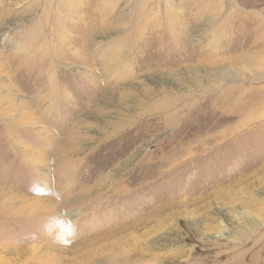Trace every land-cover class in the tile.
I'll return each mask as SVG.
<instances>
[{"label": "rangeland", "instance_id": "obj_1", "mask_svg": "<svg viewBox=\"0 0 264 264\" xmlns=\"http://www.w3.org/2000/svg\"><path fill=\"white\" fill-rule=\"evenodd\" d=\"M154 3L175 34L145 25L109 69L132 3L0 0V264H264V0ZM45 15L72 32L53 92L44 49L11 47Z\"/></svg>", "mask_w": 264, "mask_h": 264}, {"label": "bare ground", "instance_id": "obj_2", "mask_svg": "<svg viewBox=\"0 0 264 264\" xmlns=\"http://www.w3.org/2000/svg\"><path fill=\"white\" fill-rule=\"evenodd\" d=\"M118 1H125L127 3H132V5L130 7V12L128 13L129 18H128V22H127L128 27L131 30L129 29L126 32V34L124 35L125 36L124 38H122L120 35H117L115 37H112L107 43H105L104 45H101V47H99L100 51L104 48L105 54L102 55V57L99 54H97V55L100 56L102 59L106 60V63H108V67H110L109 69H111V68L115 69L116 65H117L118 69H121V67L123 65L124 56H122V60L120 61L119 57L121 58V55L118 54V50L111 49L112 46L114 47V42H116L117 44H120L123 41L124 42L127 41L128 39L131 41L130 38L137 36L139 34V30H141L143 27H145V25H150V24L151 25L154 24V26L157 27V29H159L160 27H163L164 30L162 31V29H161L160 32H163L164 34H166V33L167 34L168 33L169 34H175L174 30H175V27L178 24L177 23L178 22V20H177L178 17H176L175 15H174L175 18H169V17L164 18L163 16H159V15H161L159 13H157V15H154V13H152V10H154L153 6L157 7L156 6L157 2L154 3L155 0H98V3L102 2V4H104V7L108 9L109 6L116 4ZM177 8H178V5H177ZM162 17L164 18V22L162 21L163 19H161ZM40 19L42 20L41 24L44 23V25L33 27L34 32L29 30L26 40H24V39L14 40L13 44H11L12 45L11 47H13L17 51H20L22 53V55H24V54L28 55V54H30V52L34 51L35 49H37V50H43L44 49V51H42V53L39 54L40 57H38L37 60H39L41 62V61H46L48 59L49 60V62H48L49 64H45L44 63V66H41V64L35 66V73H40L42 71L44 72V75H46V77L48 78V84L50 85L49 86L50 88L49 87L48 88L51 89L52 92H53V90L55 89L54 86L57 84V77H56V74H55L56 67H54V69L52 67H53V65L57 66V62L58 61H60L59 64H61V65L63 64L64 65V63L62 62L64 59L61 60L59 58H56L55 53L52 52V49H53V47L55 45L61 46L62 49H68V46H69L68 43H69V39L72 37V35H71L72 32H70V33L67 32L66 27L63 26V24L61 23V22L64 21V20L62 21L63 18H56L55 20H53V19H49L47 17V15H45V18H40ZM116 21H117V18H115V20L113 21L112 24H104L105 26L103 25V23L101 21V24H102V26H101L102 29L101 30L104 31V33L107 32V31L111 32V31L115 30V27H116V23L115 22ZM67 24H68V22H67ZM71 24H73V23L71 22ZM214 26L216 27V23H214ZM47 27H48V34L45 32V30H47ZM149 27H151V26H149ZM215 27H213L214 31H215ZM228 27H229V25L227 26V21L224 20V26H219L218 28H216V32L213 34L214 37H212V38H214L213 39L214 40L213 44L215 43V39L219 36L218 34H220L221 32H224V30L228 29ZM125 28H127V26ZM247 34L250 35L249 32ZM220 35H222V33ZM169 37H171V36H169ZM221 37H220L219 40H222ZM167 39H169V38H167ZM223 41L224 40H222V42ZM135 43H136V40L133 39V41L131 42V46L134 45ZM172 43H174V44L177 43L178 44V42H176V41H174ZM103 46H106V47H103ZM47 50L49 51V54L46 55V53H44V52L47 51ZM118 55H119V57H118ZM263 55L262 56H257L254 53L249 54L248 57H245L246 63H251V64L255 63V64H259L261 66H264V56ZM213 67H215V66H213ZM63 72H65V71L63 70ZM22 74H21V76H22ZM36 78H37V76L35 77V79ZM38 92L40 93V91H38ZM49 96H48V92H46L43 95V97H44L43 99H45L47 102L50 103L51 100L49 99ZM60 167H61V173H56L57 178H60L64 174L63 171L65 172L66 169H69V170L71 169V168H69L70 167L69 163H67L65 161L62 162V164H60ZM86 197H87L86 194L83 195V196H78L74 200H70L67 203L64 202L63 204H61L60 207L66 209V208L70 207L72 204H78L79 200L80 201L81 200H85L87 202L88 200L86 199ZM98 198H99L98 195H97V197L95 196V198L92 199L91 202H96ZM101 199L102 198H99V200H101ZM3 202L4 201H1L0 204L3 203ZM17 205H19V204H17ZM23 205H22V207H23ZM20 206H21V204H20ZM1 207L2 208H6L2 204H1Z\"/></svg>", "mask_w": 264, "mask_h": 264}]
</instances>
